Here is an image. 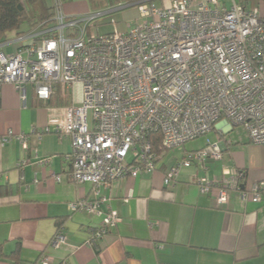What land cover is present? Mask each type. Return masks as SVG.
Here are the masks:
<instances>
[{
  "label": "built area",
  "instance_id": "built-area-1",
  "mask_svg": "<svg viewBox=\"0 0 264 264\" xmlns=\"http://www.w3.org/2000/svg\"><path fill=\"white\" fill-rule=\"evenodd\" d=\"M244 3L133 0L67 16L63 0H50L48 21L1 42L14 48H0V86L12 84L23 103L28 85L39 101L55 94L66 100L62 108L50 109L46 125L36 134L67 138L68 178L93 186V200L69 205L72 211L102 215L89 245L120 220L115 211H102L107 199L101 187L153 172L168 151L205 136L220 121L244 127L252 143L264 145V10H250ZM129 7L137 9L141 21L128 24L127 31L90 33L94 21ZM75 84L80 85L78 101ZM155 134L160 135L158 152L153 150ZM11 140L23 149L28 146L27 133L0 134V145ZM222 158L217 142L184 151L165 169L164 184L174 185L183 168L205 167ZM244 177V170L229 169L220 179L204 175L195 180L218 206L228 202L231 191L243 201L260 202L264 179L245 191L240 187ZM54 179L60 182L61 175ZM64 240L57 229L50 243ZM47 261L41 256L34 264Z\"/></svg>",
  "mask_w": 264,
  "mask_h": 264
},
{
  "label": "crops",
  "instance_id": "crops-1",
  "mask_svg": "<svg viewBox=\"0 0 264 264\" xmlns=\"http://www.w3.org/2000/svg\"><path fill=\"white\" fill-rule=\"evenodd\" d=\"M257 3L264 10V1ZM62 9L67 16L98 10L89 0H64ZM0 45L4 51L14 48ZM79 86L74 85L75 92ZM65 104L59 94L39 101L29 85L23 103L12 84L0 86V134L8 130L28 134L26 149L17 140L0 145V264H31L41 256L48 258L46 264H264V189L258 203L243 201L231 191L228 202L218 206L195 180L204 175L220 179L225 170L241 169L245 177L240 187L247 191L264 179V145L252 143L244 127L224 121L206 139L219 143L221 160L183 168L174 185L166 186L165 169L186 151L173 149L153 172L101 187L100 194L107 199L102 211L113 210L120 220L89 245L102 215L72 211L69 205L93 200V186L68 178L67 138L54 132L41 138L36 134L46 125L50 109ZM44 158L49 161L42 163ZM54 175H61V181ZM57 229L65 240L51 245Z\"/></svg>",
  "mask_w": 264,
  "mask_h": 264
},
{
  "label": "trees",
  "instance_id": "trees-1",
  "mask_svg": "<svg viewBox=\"0 0 264 264\" xmlns=\"http://www.w3.org/2000/svg\"><path fill=\"white\" fill-rule=\"evenodd\" d=\"M122 1L133 0H89L93 9L105 8L110 4ZM50 10V0H0V43L11 33L22 34L23 25L34 28L45 23L50 18ZM152 140L153 150L158 152L160 135L155 134ZM12 256L16 257V255Z\"/></svg>",
  "mask_w": 264,
  "mask_h": 264
},
{
  "label": "rangeland",
  "instance_id": "rangeland-1",
  "mask_svg": "<svg viewBox=\"0 0 264 264\" xmlns=\"http://www.w3.org/2000/svg\"><path fill=\"white\" fill-rule=\"evenodd\" d=\"M258 0H246L245 6L248 9H254L257 6ZM89 12H92L91 10ZM87 12V13H89ZM86 13V14H87ZM138 11L134 7H129L121 10H116L103 18L94 21V26L89 30L91 34L101 35L113 32H125L128 30V24H135L136 21H141L138 17ZM26 29V28H25ZM76 98L80 99V86L76 89ZM238 127V126H237ZM235 127V128H237ZM240 128V127H238ZM210 134L195 138L185 143L183 148L186 151H193L202 148L206 144V139L210 138ZM178 149V148H175Z\"/></svg>",
  "mask_w": 264,
  "mask_h": 264
}]
</instances>
